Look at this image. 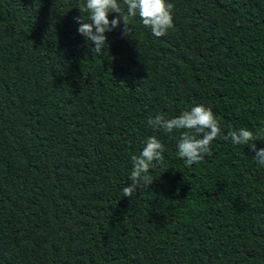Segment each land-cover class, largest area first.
<instances>
[{
    "label": "trees",
    "instance_id": "trees-1",
    "mask_svg": "<svg viewBox=\"0 0 264 264\" xmlns=\"http://www.w3.org/2000/svg\"><path fill=\"white\" fill-rule=\"evenodd\" d=\"M81 2L0 0V264H264L255 152L217 138L189 167L147 123L204 105L224 135L264 129V0H168L166 35L137 16L96 55ZM150 136L164 162L129 199Z\"/></svg>",
    "mask_w": 264,
    "mask_h": 264
},
{
    "label": "clouds",
    "instance_id": "clouds-1",
    "mask_svg": "<svg viewBox=\"0 0 264 264\" xmlns=\"http://www.w3.org/2000/svg\"><path fill=\"white\" fill-rule=\"evenodd\" d=\"M76 8L81 13L75 17L79 25L78 33L95 45L92 48L95 55L102 53L105 45L108 46L106 34L119 28L121 22L123 34L131 35L133 26L130 18L139 16L144 27L149 28L156 37L166 35L174 27V5L168 0H82ZM84 14H87V21ZM110 14L118 15L110 19ZM147 123L153 129L165 133H172L174 130L181 132L177 155L189 167L202 162L205 156L212 155V143L217 138L230 139L234 145L249 146L255 152L254 160L258 165L264 166V148H256L257 141H264V129L252 131L239 128L224 135L220 121L212 109L204 105L194 106L170 119L158 114L154 118L150 117ZM164 152L165 145L159 139L155 136L147 138L142 151L131 157V186L123 187L124 197L131 199L138 187L148 188L153 184L150 170L155 169L157 164H163Z\"/></svg>",
    "mask_w": 264,
    "mask_h": 264
}]
</instances>
